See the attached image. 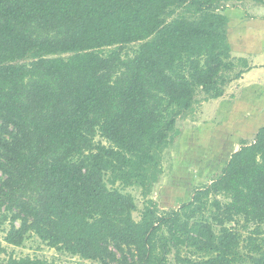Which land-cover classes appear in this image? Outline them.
Listing matches in <instances>:
<instances>
[{
	"label": "trees",
	"instance_id": "16d2710c",
	"mask_svg": "<svg viewBox=\"0 0 264 264\" xmlns=\"http://www.w3.org/2000/svg\"><path fill=\"white\" fill-rule=\"evenodd\" d=\"M232 1L244 0H0L7 243L32 231L102 264H264V126L178 209L148 197L196 91L219 98L236 63L249 67L230 53ZM115 183L147 197L138 219Z\"/></svg>",
	"mask_w": 264,
	"mask_h": 264
},
{
	"label": "rangeland",
	"instance_id": "374dc122",
	"mask_svg": "<svg viewBox=\"0 0 264 264\" xmlns=\"http://www.w3.org/2000/svg\"><path fill=\"white\" fill-rule=\"evenodd\" d=\"M222 13L228 17L226 35L237 55L234 58H245L249 67L244 69L236 63L228 72L230 80L219 98L205 99L200 89L196 91L193 109L178 121L179 134L164 150L162 171L148 196L159 210L178 209L189 202L194 190L220 176L231 154L242 143H251L264 126V0L232 1ZM136 47L137 43L129 44L123 52L133 55ZM94 142L109 144L99 134L94 136ZM2 178L0 172V181ZM107 186L132 196L136 206L133 217L138 219L147 198L141 188L119 183ZM11 216L3 207L0 209V264H7L10 257L39 258L49 263L102 264L99 260L56 251L32 231L24 235L19 246L7 243L5 236ZM119 257L117 254L111 264H120ZM169 261L173 262L172 255Z\"/></svg>",
	"mask_w": 264,
	"mask_h": 264
},
{
	"label": "crops",
	"instance_id": "0c3cea01",
	"mask_svg": "<svg viewBox=\"0 0 264 264\" xmlns=\"http://www.w3.org/2000/svg\"><path fill=\"white\" fill-rule=\"evenodd\" d=\"M230 49H231V55L234 57V56H237L234 52H232V48L230 46ZM238 55H245V54H238ZM244 57V56H243Z\"/></svg>",
	"mask_w": 264,
	"mask_h": 264
}]
</instances>
